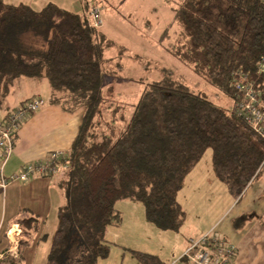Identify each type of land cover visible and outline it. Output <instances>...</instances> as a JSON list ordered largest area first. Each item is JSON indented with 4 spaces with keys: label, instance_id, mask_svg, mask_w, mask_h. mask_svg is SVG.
I'll list each match as a JSON object with an SVG mask.
<instances>
[{
    "label": "trees",
    "instance_id": "trees-1",
    "mask_svg": "<svg viewBox=\"0 0 264 264\" xmlns=\"http://www.w3.org/2000/svg\"><path fill=\"white\" fill-rule=\"evenodd\" d=\"M173 2L172 23L180 26L181 38L171 55L231 99L240 76L262 85L264 0ZM87 12L83 5L75 13L53 3L36 12L0 0V107L15 80L28 78L47 82L45 105L70 114L82 110L77 134L51 175L59 203L46 264L106 258L104 234L113 219L119 221V200L142 203L158 229L177 230L184 218L177 195L208 149L214 176L234 200L264 171V138L234 110L167 71L157 80H140L134 102L108 97L105 85L114 75L107 55L115 42L110 45L107 33L90 26ZM254 218L242 215L232 225L241 229ZM15 223L23 236L17 257L6 255L0 264H23L22 252L40 227L33 216ZM45 238L41 233L38 241ZM131 255L139 264H164L156 255Z\"/></svg>",
    "mask_w": 264,
    "mask_h": 264
},
{
    "label": "rangeland",
    "instance_id": "rangeland-1",
    "mask_svg": "<svg viewBox=\"0 0 264 264\" xmlns=\"http://www.w3.org/2000/svg\"><path fill=\"white\" fill-rule=\"evenodd\" d=\"M1 1L14 6H27L36 12L48 3L72 12H80L79 0ZM93 3L95 4V0ZM97 3L101 9L100 15L103 22L98 29L106 30L110 45L115 42L107 55L109 59L111 58L109 70L114 75V78H110L105 85V87L109 86L106 94L108 97H117L120 100H126L127 103L134 102L141 89L140 80H157L162 77V72L167 71L190 89L204 94L218 106L227 111L234 110L231 98L218 93L168 51L181 38L180 26L172 23L175 8L173 0H97ZM87 19H90L88 12ZM165 30L167 34L164 35L162 33ZM122 45L129 47V50H124ZM116 64L119 65L116 66ZM126 77L131 80L125 79ZM30 81L21 85L17 81L14 82L10 95L0 107V122L4 118L5 109H14L24 98L31 95L47 98L49 86L46 82L35 79ZM184 183L177 195L184 218L175 231H162L149 222L142 203L132 200L117 201L114 207L116 214L120 217L119 221L113 219L112 223L106 227L104 234V239L110 246L109 253L106 258L99 259L96 264H139L132 257L131 251L156 255L164 264H192L186 259H181L177 253L179 247L181 249L186 247L187 235L185 234H194L196 229L215 222L221 217H225L224 222L229 221L226 215L234 206L238 208L239 204H236L237 200H234L227 188L215 178L211 166L210 149L203 154ZM259 183L264 184V171L252 187H256ZM54 202L57 206V201ZM255 207V210H264V197L261 202L255 204ZM263 214L264 212L253 220L264 224ZM54 217L47 222L44 233L46 238L53 233L50 225L54 222ZM216 231L220 232L218 229ZM11 243L8 241V248H12L16 254L17 245H14L13 250ZM42 247L45 246L42 244ZM40 249L37 252L36 261L43 260L46 253L44 252L46 248L44 251Z\"/></svg>",
    "mask_w": 264,
    "mask_h": 264
},
{
    "label": "crops",
    "instance_id": "crops-1",
    "mask_svg": "<svg viewBox=\"0 0 264 264\" xmlns=\"http://www.w3.org/2000/svg\"><path fill=\"white\" fill-rule=\"evenodd\" d=\"M79 5V11L81 12V2ZM103 31L106 33L105 29H103ZM124 48L127 51L129 50L127 46H124ZM30 80L32 79L19 78L15 81L19 82L21 85ZM33 97L42 98L39 95H31L21 100L19 105L14 107V109L20 107L22 103ZM42 99L44 102L47 100V98ZM81 115L82 110L70 114L63 112L59 107L44 104L36 114L25 120L16 134L14 139L15 147L4 167V177L9 179L12 175L21 172L23 166L26 164L44 161L52 152L66 154L77 134ZM193 170L186 179L189 178ZM255 182L251 184L241 195L240 199L237 200L236 204H239V207L236 208L234 206L232 211L230 210L226 215L229 217V221L224 222L223 219L225 217H221L215 222L207 223L199 229H196L193 232L194 234H185L187 235L186 247L185 249L179 247V251L177 252L181 259H186L183 255L190 239L197 238L212 229H218L220 231L219 233H222L225 239L237 249V255L233 264H264L263 222L252 220L247 222L241 229L237 230L231 225V221L239 216L253 214L256 217L264 212V210H255V204L261 202L262 197H264V184L259 183L256 187H252ZM54 201L59 203L58 193L55 190L53 177L51 176L49 178H44L41 175L35 174L30 177L27 182L21 183L19 181H12L5 190L0 188V261L5 259L7 253V255H12L14 258L17 257V252L14 254L12 248H8V241H10V239H8L7 233L12 227H19L20 235L16 238L18 245V242L23 236L21 235V227L15 223V220L26 215L28 217H37L40 221V227L37 234L32 238L30 237V245L22 252L23 264H46L49 239L57 226V220L56 217H54L56 208V202ZM234 208L236 209L234 210ZM52 217L55 218L54 222L50 225L53 233L51 232L52 234L50 237L38 241L40 234L45 233L47 222ZM42 244L45 247H42ZM12 246L14 250V244H12ZM45 248L46 251H44ZM39 249L46 253H44L43 260L36 261V255Z\"/></svg>",
    "mask_w": 264,
    "mask_h": 264
},
{
    "label": "built area",
    "instance_id": "built-area-1",
    "mask_svg": "<svg viewBox=\"0 0 264 264\" xmlns=\"http://www.w3.org/2000/svg\"><path fill=\"white\" fill-rule=\"evenodd\" d=\"M81 0V4L87 7L88 22L93 28L102 26V18L97 0ZM262 76V85H257L246 76H240L236 83V95L234 97V111L239 117L258 134L264 138V57L260 61L259 72ZM262 86V87H260ZM45 102L40 97H33L24 102L20 107L9 111L0 122V188L5 190L12 181L27 182L35 174L49 178L55 171L56 161L63 157L61 152H52L44 161L23 166L21 172L12 175L9 179L3 175L4 167L14 149V139L22 124L32 115L36 114ZM8 230V239L17 245L16 238L20 235V229ZM237 255L236 247L229 243L225 237L212 229L197 238L188 241L183 255L192 264H233Z\"/></svg>",
    "mask_w": 264,
    "mask_h": 264
},
{
    "label": "bare ground",
    "instance_id": "bare-ground-1",
    "mask_svg": "<svg viewBox=\"0 0 264 264\" xmlns=\"http://www.w3.org/2000/svg\"><path fill=\"white\" fill-rule=\"evenodd\" d=\"M16 227L14 226V227H12L11 229H15Z\"/></svg>",
    "mask_w": 264,
    "mask_h": 264
}]
</instances>
